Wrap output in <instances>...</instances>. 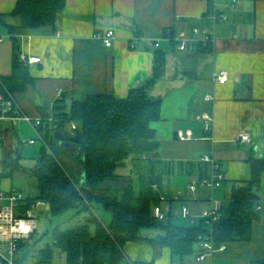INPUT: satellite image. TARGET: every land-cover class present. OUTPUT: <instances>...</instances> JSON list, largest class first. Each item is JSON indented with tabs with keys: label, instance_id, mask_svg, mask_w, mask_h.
<instances>
[{
	"label": "crops",
	"instance_id": "0c3cea01",
	"mask_svg": "<svg viewBox=\"0 0 264 264\" xmlns=\"http://www.w3.org/2000/svg\"><path fill=\"white\" fill-rule=\"evenodd\" d=\"M17 3L0 0V32L4 36L0 77L12 73L15 36L20 53L41 59L29 67L33 83L14 93L16 102L31 118L53 114L58 100L68 106L67 102L82 101L92 94L125 98L152 76L156 50L152 44L169 28L188 32L199 28L210 34L212 51H181L167 41L161 43L158 49L166 56L165 73L149 90L152 97L162 98L161 117L151 123L159 148L149 155L152 164L130 158L121 166L127 173L119 175L131 176L137 189L141 173L158 177L159 192L169 199L181 192L182 200L164 205L170 208L171 221L179 224L178 219H185V226L199 224L200 212L211 206L212 199L220 205L225 203L235 184L252 178V159L264 157V0H245L235 10L228 7V0H66L54 26L35 29L23 28L22 17L14 12ZM215 11L227 14V21H216ZM110 28L116 38L106 47L96 34ZM134 36L142 40L132 49ZM220 71L228 73L227 82L216 81L215 74ZM207 94L213 99L207 100ZM206 123L210 124L209 131ZM242 132H251V143L238 140ZM14 134H18L15 127L0 129L6 139L0 153V193L19 191L26 198L35 196L37 190L29 195L15 185L14 171L21 168L13 170L9 164L17 158L11 156ZM204 154L213 157L225 175L219 188L231 185L221 195L223 200L216 196L219 188L189 189L202 179L205 168L210 173V164L202 161ZM255 190L260 203L252 239L226 243L225 250L214 252L202 264L264 260V172ZM3 205L9 201L0 200V208ZM182 205L189 206L194 216L191 220L180 215ZM147 245L130 249L143 250L137 254L141 259L137 262L194 264L202 250L197 244L192 254L180 259L173 258L169 248L158 252ZM0 250L10 254L1 241Z\"/></svg>",
	"mask_w": 264,
	"mask_h": 264
},
{
	"label": "trees",
	"instance_id": "16d2710c",
	"mask_svg": "<svg viewBox=\"0 0 264 264\" xmlns=\"http://www.w3.org/2000/svg\"><path fill=\"white\" fill-rule=\"evenodd\" d=\"M65 6L66 0H18L14 12L22 17L23 28L35 29L54 26ZM11 32L14 36L13 28ZM14 44L12 73L0 78L11 92L17 93L24 91L34 79L29 66L20 60L15 36ZM200 50L212 51V43ZM154 51L152 76L145 84L131 89L125 98L92 94L85 100L72 101L69 108L66 103L63 108H57L62 100L55 102L52 124L61 130H69V126L72 129V125L80 128L87 143L81 152L71 153L61 146L60 141L50 135L51 124L40 128L46 130L45 143L37 165L28 170L37 194L26 198L22 211L42 200L49 205L52 214L59 215L72 209L82 210L94 201L112 214L109 226L97 219L94 232L87 225L54 232V242L65 253L66 264H123L127 258L123 248L129 242L151 245L158 252L169 248L173 258L183 259L195 251L201 236L209 235L216 246L252 239L260 203L255 187L259 188L264 172V157L252 159V178L234 185L210 225L204 220L190 226L174 223L171 218L156 220L152 209L160 202V179L141 173L137 189L131 176L116 173L130 158L152 164L149 155L159 148L151 123L161 117L162 98L152 97L149 90L164 75L166 56L161 49ZM20 159L19 153L9 162L13 170L22 168ZM206 176L207 168L201 178ZM154 184L158 185V190L153 188ZM86 189L90 190V197ZM144 229L159 233L155 237L145 236ZM52 256V247H45L38 262L49 263ZM252 264H264V260Z\"/></svg>",
	"mask_w": 264,
	"mask_h": 264
},
{
	"label": "built area",
	"instance_id": "2783aa9c",
	"mask_svg": "<svg viewBox=\"0 0 264 264\" xmlns=\"http://www.w3.org/2000/svg\"><path fill=\"white\" fill-rule=\"evenodd\" d=\"M245 0H228V7L231 10H235L237 7L241 6ZM213 18L216 21H227L228 16L224 12L215 11ZM106 47H111L116 38V32L113 28L107 29L106 31H101L96 34ZM212 36L207 33H203L199 28H193L192 32L186 30L176 31L173 28H169L165 31L163 38L160 40H155L153 42L154 49L161 47L163 41H167L177 47L181 51L187 50H197L199 48L207 46L209 42L212 41ZM141 36H134L130 40V47L135 49L141 42ZM4 41V36L0 32V43ZM20 60L27 64L29 67L37 65L41 62L38 56L27 55L20 53ZM216 81L219 83H225L229 79V75L225 71H220L215 74ZM0 84L2 90H0V123H6L9 127H15V125L22 120L30 122L36 129L39 130L41 127H46L54 122V114H50L47 117L42 118H31L21 109L19 104L16 102L14 93L11 92L4 84H2L0 78ZM207 100H212V94H207ZM76 127L72 125V129ZM71 129V130H72ZM205 129L210 130V124L206 123ZM42 135V134H41ZM45 143V140L42 136ZM253 136L251 132H242L239 134L238 140L242 143H251ZM26 143L36 144L37 139H31ZM145 158V157H144ZM202 161L210 164V173L208 176L200 179L198 182L191 184L189 189L191 191H196L199 188L217 189L219 188L225 180V175L220 171L219 163L211 157L209 154H204L202 156ZM153 188L158 190V185L154 184ZM7 199L9 205H3L0 208V241L6 244L9 249L10 256H7L2 250H0V264H15V257L20 249V245L24 240H27L33 236L35 230L37 229V216L36 209L40 206H44L46 203L42 200L37 201L32 204L30 208L26 211H22V206L25 203L26 197L23 193L19 191H12L9 194L4 192L0 193V200ZM182 200V193L179 192L172 199L167 198L164 195H160V202L155 204L152 209L153 217L158 221H165L171 218L170 208L165 207V203L170 201H180ZM212 204L209 208L203 209L199 217L204 220L205 224L210 225L212 219L219 215L220 203L217 200L212 199ZM180 215L186 219H192L194 216L191 214L188 205H182L180 208ZM201 252L198 254L196 262L194 264H202L205 259L212 255L216 251L225 250V244L216 246L212 241V238L207 235L205 237H200ZM123 264H138L126 258V262ZM179 264V263H174Z\"/></svg>",
	"mask_w": 264,
	"mask_h": 264
},
{
	"label": "rangeland",
	"instance_id": "374dc122",
	"mask_svg": "<svg viewBox=\"0 0 264 264\" xmlns=\"http://www.w3.org/2000/svg\"><path fill=\"white\" fill-rule=\"evenodd\" d=\"M71 103L72 101L67 102L69 107ZM6 127V123H0V129H4ZM68 128V132L70 133L71 127L69 126ZM15 129L17 130L18 134L17 136L15 134L13 136L12 146L14 152L11 154V156L16 158V150L19 148V153L21 155L19 162L22 166L20 171H14L15 185L19 189H22L26 194L34 195L36 188L34 182L29 177L28 170L34 168L37 165L42 147L44 146L42 135L46 133V130L43 129L41 135V129H36L30 122L26 121H19L16 124ZM55 129L56 126L51 124L50 135L52 137L55 136ZM32 138L37 139L36 144L31 145L26 143ZM5 141L6 139L0 135V153L3 149L2 145H4ZM116 173L125 174L127 171L119 166L116 170ZM128 174L130 173L128 172ZM230 187V184L223 185V187L217 189L216 196L221 197L223 192L228 190ZM36 216L37 229L35 230L33 236L22 242V247L19 249L15 257V264H66L65 253L62 251V248L56 245L54 242L55 231H66L75 229L76 227L82 225H87L90 231L94 232L97 225V219L100 220L104 226H109L112 221L111 212L104 209L94 201H91L89 207L87 208L83 207L82 210L72 209L59 215L52 214L49 205L45 204L44 206H40L36 209ZM177 222L182 225L188 223L185 219H178ZM158 233L159 232L154 229L142 230V234L149 237H155ZM48 246L52 247L53 249L52 260L49 263H39L38 261L42 249ZM136 246L140 248H146V244L141 242H129L123 248L125 256L135 262L141 260L136 258L138 257L137 254L143 253V250H130L132 248H136ZM8 256H10V254Z\"/></svg>",
	"mask_w": 264,
	"mask_h": 264
},
{
	"label": "water",
	"instance_id": "95a60500",
	"mask_svg": "<svg viewBox=\"0 0 264 264\" xmlns=\"http://www.w3.org/2000/svg\"><path fill=\"white\" fill-rule=\"evenodd\" d=\"M65 105H58L57 108H63ZM55 139L60 141L61 146H63L67 151L81 152V149L87 146L84 140L83 134L78 127H74L69 133L68 130H61L58 127L55 129ZM84 184V183H82ZM87 196L90 197V190L86 189Z\"/></svg>",
	"mask_w": 264,
	"mask_h": 264
}]
</instances>
